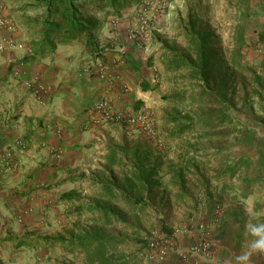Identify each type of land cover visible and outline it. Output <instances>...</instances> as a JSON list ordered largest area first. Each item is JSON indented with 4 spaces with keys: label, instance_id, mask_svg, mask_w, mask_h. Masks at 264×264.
<instances>
[{
    "label": "crops",
    "instance_id": "obj_1",
    "mask_svg": "<svg viewBox=\"0 0 264 264\" xmlns=\"http://www.w3.org/2000/svg\"><path fill=\"white\" fill-rule=\"evenodd\" d=\"M240 8L244 14L249 8L252 17H247L246 26L264 30V0H246ZM6 38L24 45L0 46V159L9 152L11 162L10 169L0 166V237L31 231L34 220L42 223L43 215L54 216L57 222L66 217L73 222L77 212H95L96 218L97 212L108 211L125 219L117 209L116 202L121 201L133 214L149 210L151 224L171 232L167 253L157 264H238L236 257L251 239L246 225L264 223V212H207V205L200 208L202 194L188 189L195 185L204 191L194 171L197 163L191 177V169L170 160V146H156L136 127L105 120L94 108L97 100L108 97L112 111L142 110L151 90H143L141 81L153 86L151 66L143 62L142 50L122 45L118 51H101L99 62L108 67V79L101 75L99 59L93 62L92 54H76L63 47L36 55L30 51V39L0 27V42ZM123 84L127 87L121 88ZM175 152L180 157L192 154L186 148ZM140 170H146L148 176L143 187L138 180ZM208 179L210 184L216 180ZM108 184L112 185L109 190ZM137 199L142 205L133 204ZM214 200V196L208 198L207 204ZM171 207L175 212H169ZM114 223L124 231L111 232L127 238L129 234L137 238L147 230L146 225L128 224L126 219ZM178 223L182 225L173 231ZM198 224L203 225L209 241V254L183 260L179 250L197 241ZM76 229L72 224L67 232ZM57 231L61 234L59 228ZM123 247L126 264L132 260L146 264L137 255L139 244L134 242L129 251ZM251 264H264V256L253 255Z\"/></svg>",
    "mask_w": 264,
    "mask_h": 264
},
{
    "label": "rangeland",
    "instance_id": "obj_2",
    "mask_svg": "<svg viewBox=\"0 0 264 264\" xmlns=\"http://www.w3.org/2000/svg\"><path fill=\"white\" fill-rule=\"evenodd\" d=\"M28 0H0V15L13 24V32H19L23 34L24 38L31 39L33 29L28 28L25 20L28 17L34 18L40 14V10H35L26 6L24 10L21 9L22 5ZM246 0H136V3H132L129 6L123 8L119 15H111L106 11L91 12L86 10V13L91 14L92 17L99 23V30L93 33V41L96 43L98 49V55L106 51L121 50L122 45H130L138 50L144 52L143 62L148 64V60H151V72L153 79V86L149 84L150 96L146 102L141 104L143 112L153 121V127L158 135V140L161 144L157 145L153 142L144 132H140L149 139L156 146L171 148V158L173 161H180L185 167H188L191 177H194L195 173L198 176L199 185L203 184V178H213L214 169L219 168L221 162L220 158L225 155L232 157L235 150L238 151L243 146H249L255 139L247 137L244 133V129H252L251 133L257 136L254 147L259 151L264 149V123L261 119H264V103L258 100L256 96H249V102L246 106L241 103V99L244 96V92L251 90L252 73L258 70V62L264 58V44H256L253 39V29L242 23V14L240 5L244 4ZM249 8L245 9L246 18H252L248 16ZM255 10L253 9V12ZM253 12H251L254 17ZM245 16V15H244ZM145 21L147 40L143 43H137L139 40V34L135 33V30L139 27L142 21ZM188 21H195L196 28H204L209 33V36L213 40V48L219 51L220 57L224 59L226 64L232 65V56L234 53V40L236 36V28L239 24H242L243 33L247 36V45L241 48L240 61L241 65H244V69H238L234 73L235 85L230 88V95H232L233 103L230 108V113L233 117L238 118L243 125L238 127L241 131L236 133H230L227 136L217 134V132H227L231 130L232 126H224L216 128L213 123L210 125H196L193 132L185 133L180 137H171L168 134V129L173 126L172 123H168L166 119L173 111L174 107L179 110L189 111L193 113L197 110L196 105H190L188 100L184 102H175L171 96L178 90L185 92V95H190L192 90L197 91L198 85L196 83H190L189 71L187 69H181L179 72L166 70L162 64V55L166 52L164 45L176 46L180 49H186L188 45V39L185 35V25ZM244 24V25H243ZM250 24V19L248 21ZM127 33L134 34L135 37L128 38ZM20 42V41H18ZM23 44V42H20ZM140 44V45H139ZM24 45V44H23ZM100 45V46H98ZM68 48V51H73L81 55H88L86 48L83 47V41H73L66 45L57 44V48ZM53 49V50H55ZM112 52V51H111ZM94 56L93 62L99 59L100 56ZM102 64V63H101ZM104 65V64H102ZM87 66H90L87 63ZM90 68V67H89ZM235 71V70H234ZM233 83V82H232ZM205 108V106H204ZM133 113V112H132ZM245 124V126H244ZM138 129V128H137ZM141 134V135H142ZM142 135V136H143ZM246 137L244 138L243 137ZM242 141V142H241ZM252 141V142H251ZM122 142L125 143L124 139ZM250 147V146H249ZM254 147H250L253 150ZM180 148H186L189 151L196 149L194 152V163H197L195 168L194 163H185L186 157L177 156L175 150ZM220 149V152L218 151ZM195 171V173L192 171ZM239 183L233 181L227 177H223L218 180H212L209 186V192L205 190H197L198 186H189L191 193H196L201 196V200L198 199V205L203 208L207 207V212H264V185L258 183L254 187L251 194L243 196L238 189ZM201 188V187H200ZM237 188V189H236ZM211 195H210V194ZM209 194V195H208ZM215 197L214 202L207 204L208 198ZM198 196V198H199ZM208 197V198H207ZM210 201V200H209ZM117 209L122 211L128 224L138 225L144 224L147 226V230L143 231L141 236L149 235L158 231L159 236H169L171 232L165 231L163 228H158L157 224H151V215L149 210H142L141 214H133L129 207L124 202H116ZM197 203V201H196ZM195 205V208H199ZM194 208V209H195ZM173 210V211H171ZM169 212H175L176 209L171 207ZM178 212V211H177ZM180 212H184L183 210ZM65 213V212H64ZM47 215V214H46ZM65 215V214H64ZM92 216V217H91ZM74 217V218H73ZM49 218V219H48ZM95 216L82 212L80 215L77 213L72 215V220L65 218L60 222L54 218V216L46 217L43 215L42 223H38L34 220L35 225L29 232H19L17 237H22L25 234H29L32 245L29 247H20L15 249L12 247L11 242L6 241L7 234H3L0 238V260L2 264H82L83 256L77 252V250L69 247L66 242L64 243H47L43 240V236L56 237L60 234L57 229H60V236L68 237V229L73 224L76 231L92 230L95 226H101L104 231H124L123 226L119 223L105 225L103 222H94ZM67 219V220H66ZM178 223L174 226L173 231L179 228L182 224ZM39 227L37 228V226ZM129 230V229H127ZM172 231V232H173ZM130 233V232H129ZM146 234V235H145ZM136 238L131 234L128 235L129 242L123 245L125 251H129L134 246V242L131 239ZM137 252L140 260L146 264L148 262L142 256V251ZM131 256H129V260ZM129 264H134V261Z\"/></svg>",
    "mask_w": 264,
    "mask_h": 264
},
{
    "label": "trees",
    "instance_id": "obj_3",
    "mask_svg": "<svg viewBox=\"0 0 264 264\" xmlns=\"http://www.w3.org/2000/svg\"><path fill=\"white\" fill-rule=\"evenodd\" d=\"M132 3H136V0H28L22 5V10L26 6L40 10L39 15L34 18L27 16L25 20L28 28L33 29L34 34L29 41L30 51L36 55H43L46 51L55 49L57 44L66 45L81 40L86 51L96 57L98 49L92 37L93 33L99 30L100 25L91 14L86 13V10L94 13L106 11L111 15H119L123 8ZM241 14L242 23L245 24L247 22L246 14ZM236 30L235 51L232 56L234 67L228 66L220 57L219 51L213 48V40L209 33L204 28H196L195 21H188V24L185 25L184 31L188 39L186 49L164 45L166 52L161 58L164 68L174 72L187 69L190 83L198 85V90H192L190 95H185L186 91L180 92L178 90L172 94L171 98L175 102L182 103L188 100L190 105L197 106V110L193 113L187 110L182 112L174 107L166 119L168 123L173 124L167 130L169 136L180 137L185 133L193 132L198 124L207 126L212 123L216 128L232 126L231 130L227 132H217L222 136L241 131L238 127H241L243 122L230 113V108L234 105L230 88L235 85L234 73L245 67L241 65L240 56L241 48L245 47L248 42L244 38L242 24H239ZM253 31L257 35L255 43H264V30L254 28ZM147 63L150 65L151 60H148ZM252 82L251 90L244 92L243 99H241L242 105L246 106L251 102L249 96H256L259 101L264 103V58L258 62V70L252 73ZM141 86L143 90L149 88L148 82L144 80L141 81ZM261 121L264 123V119ZM244 130L242 134L255 139L253 141L255 143L258 137L254 134L252 136L251 133L254 131L252 129ZM253 143L248 145L254 147ZM249 146H243L238 151L235 150L232 157L225 155L220 158L221 164L219 168L214 169L213 175L216 180L223 177L233 178L239 183L238 189L244 195L251 194L258 183L264 184V167H260V165L264 166V149L258 151L254 147L252 150ZM218 151L220 152V149ZM194 152L196 149L195 151L192 150V154L184 159L185 163L195 162ZM145 171H139L141 176L138 179L140 187H143L142 181H146L148 177ZM178 174L181 176L182 172L180 171ZM203 184L208 191L210 180L203 178ZM111 187L112 185L108 184L106 189L109 190ZM126 187L132 188L130 185H126ZM141 201V199H137L133 204L140 206L142 205ZM77 213L80 215L82 212ZM86 213L94 215L95 212ZM96 214L97 217L93 221L103 222L105 225L112 224L114 221L123 222L125 220L118 212L105 211ZM100 227L95 226L92 230L71 232L67 238L59 235L53 238L43 236L42 239L47 243L66 242L69 247L77 250L83 256L82 264H126V257L121 246L129 242L127 236L104 231ZM7 235L5 240L10 241L15 249L32 245L28 233L22 237ZM130 241L139 244V250L147 247V240L144 235L137 236ZM0 264H2L1 260Z\"/></svg>",
    "mask_w": 264,
    "mask_h": 264
},
{
    "label": "built area",
    "instance_id": "obj_4",
    "mask_svg": "<svg viewBox=\"0 0 264 264\" xmlns=\"http://www.w3.org/2000/svg\"><path fill=\"white\" fill-rule=\"evenodd\" d=\"M145 21L143 20L139 27L135 30V33L139 34V40L137 43H143L147 40L146 35V25L144 24ZM0 27L5 28L6 30L12 31L13 24H11L7 19L3 18L0 15ZM128 38L135 37L134 34L127 33ZM12 46V47H22V43L16 42L13 38H6L2 42H0V46ZM140 45V44H139ZM99 60L97 64L101 67V75L110 78L111 73L108 67H104ZM127 86L123 84L121 88H126ZM111 106V99L108 97H103L97 100L94 104L95 110L99 112L102 118L108 121L113 122H123L129 127H136L142 132H144L153 142L157 145H160L161 142L158 140V135L153 127V121L143 112H135V113H128L123 111H112L110 109ZM0 126H1V119H0ZM16 144L21 145V142H16ZM9 155L8 152L0 159V166L5 167L6 169L11 168V162H9ZM199 235L197 241L189 246L186 249H180L179 254L183 260L189 259L192 255H202L207 256L209 254V241L206 237H204V230L203 225L198 224ZM147 240V247L144 251H142V256L148 264H157L160 262L167 253L168 246L171 242L169 236L162 235L159 236L158 231L151 233L145 236Z\"/></svg>",
    "mask_w": 264,
    "mask_h": 264
},
{
    "label": "clouds",
    "instance_id": "obj_5",
    "mask_svg": "<svg viewBox=\"0 0 264 264\" xmlns=\"http://www.w3.org/2000/svg\"><path fill=\"white\" fill-rule=\"evenodd\" d=\"M251 239L246 245L245 251L236 257L238 264H251V257L264 256V223L246 225Z\"/></svg>",
    "mask_w": 264,
    "mask_h": 264
}]
</instances>
